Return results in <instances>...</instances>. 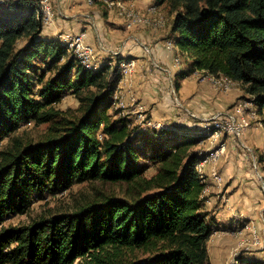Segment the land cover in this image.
I'll use <instances>...</instances> for the list:
<instances>
[{
  "label": "trees",
  "instance_id": "16d2710c",
  "mask_svg": "<svg viewBox=\"0 0 264 264\" xmlns=\"http://www.w3.org/2000/svg\"><path fill=\"white\" fill-rule=\"evenodd\" d=\"M156 4L170 16L168 38L188 63L178 79L197 72L228 78L264 116V0ZM40 12V0L0 2V146L23 125L50 123L60 134L0 151V227L34 198L75 184H124L137 197L2 228L0 264H210L215 219L197 170L204 129H144L122 116L114 98L120 61L86 68L60 39L42 37ZM69 95L81 103L72 119L55 108ZM140 251L149 256L138 258Z\"/></svg>",
  "mask_w": 264,
  "mask_h": 264
},
{
  "label": "crops",
  "instance_id": "0c3cea01",
  "mask_svg": "<svg viewBox=\"0 0 264 264\" xmlns=\"http://www.w3.org/2000/svg\"><path fill=\"white\" fill-rule=\"evenodd\" d=\"M121 1L128 9L148 17L150 25L129 27L127 17L105 2L90 5L87 0H51L55 19L44 26L42 37L58 39L63 33H85L87 43L95 48L99 68L134 60L136 68L130 84L121 86V97L127 102L135 97L145 104L154 121L199 131L216 115L234 116V105L246 96L238 85L225 90L216 83L218 77L203 72L178 79L188 63L176 66L177 53L166 46L170 16L165 7L157 6V0ZM160 19L163 26L156 25ZM263 118L260 114V122H253L240 145L228 141L218 163L225 185L218 188L208 179L206 210L215 219L208 241L210 264H236L240 259L264 263ZM202 147L205 151L206 141ZM211 170V165L205 167L207 176ZM252 225L259 231L261 246L252 243ZM244 250L247 253L241 254Z\"/></svg>",
  "mask_w": 264,
  "mask_h": 264
},
{
  "label": "built area",
  "instance_id": "2783aa9c",
  "mask_svg": "<svg viewBox=\"0 0 264 264\" xmlns=\"http://www.w3.org/2000/svg\"><path fill=\"white\" fill-rule=\"evenodd\" d=\"M88 4L94 5L97 2H105L111 8H116L120 15L127 17L129 20V27L143 24L150 25L151 21L148 17L140 15L137 11L128 9L121 0H87ZM41 12L40 17L44 26L52 24L55 19L54 10L51 0H40ZM152 7V11L154 12ZM156 25L163 26L164 20L160 19L156 22ZM67 47L68 50L79 59L82 65L88 69L96 70L99 68L97 63L95 48L88 44L86 41L85 33H63L58 37ZM166 46L170 51L176 52L174 63L176 66L181 67L183 65L182 58L175 48L173 40L166 42ZM136 68V62L129 60L128 62L120 66L122 79L115 92V107L120 110L122 116L133 118L144 129L163 130L168 129L169 126L163 122L154 121L148 114L145 104L138 101L135 97H132L130 101H125L121 97V86L130 84L132 74ZM198 73V72H197ZM215 77V76H213ZM216 83L223 87L225 90H230L237 85L225 77L216 78ZM133 107V108H132ZM132 108V110H131ZM234 116H222L216 115L211 120L206 122L202 129L206 132L207 148L204 151V158L198 163L197 170L201 177L208 183V179L214 181L218 188H222L226 181L219 170L218 163L221 157L226 153L228 148V141L231 140L234 143H241V139L246 132L252 127L254 121L260 122V114L258 107L254 102L252 96H245L240 98L233 107ZM134 116V117H133ZM262 124V122H261ZM207 165L212 166V170L209 176L205 173V167ZM209 192V185L206 186L203 193V198L206 199V194ZM252 235V243L254 246H261L262 240L259 237L258 229L252 225L250 227ZM241 234V231H240ZM264 264V263H263Z\"/></svg>",
  "mask_w": 264,
  "mask_h": 264
},
{
  "label": "rangeland",
  "instance_id": "374dc122",
  "mask_svg": "<svg viewBox=\"0 0 264 264\" xmlns=\"http://www.w3.org/2000/svg\"><path fill=\"white\" fill-rule=\"evenodd\" d=\"M186 63L187 62L183 60V65ZM80 105V100L75 95H69L64 98L62 102L57 104L55 108L62 113V116L72 119L81 115ZM59 134V131L54 132L52 130L50 123L23 125L19 131L1 144L0 151L12 148L15 143L22 145H37L49 136L54 135L55 137ZM238 144L240 145V143ZM201 148L203 149L202 146ZM156 172L157 167L152 166L145 174V177L150 179ZM135 197H137V191L124 184H102L99 182L75 184L66 191L34 198L30 208L25 214L9 217L0 227V230L2 228L9 229L27 226L41 217L74 213L81 208L93 204H100L108 198L132 200ZM255 252H262V250H256ZM244 253H247V251L244 250L241 252V254ZM136 256L140 259H145L149 254H144L140 251L138 254L136 253ZM74 264H79V261ZM236 264H239V261Z\"/></svg>",
  "mask_w": 264,
  "mask_h": 264
}]
</instances>
